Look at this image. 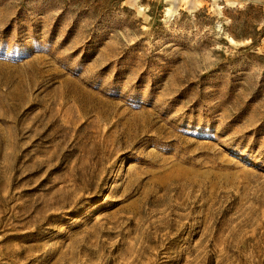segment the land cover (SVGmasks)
Returning <instances> with one entry per match:
<instances>
[{
	"label": "rangeland",
	"instance_id": "rangeland-1",
	"mask_svg": "<svg viewBox=\"0 0 264 264\" xmlns=\"http://www.w3.org/2000/svg\"><path fill=\"white\" fill-rule=\"evenodd\" d=\"M0 264H264V0H0Z\"/></svg>",
	"mask_w": 264,
	"mask_h": 264
}]
</instances>
